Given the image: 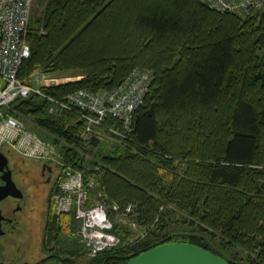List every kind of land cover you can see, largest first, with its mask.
Returning <instances> with one entry per match:
<instances>
[{
  "label": "trees",
  "instance_id": "trees-1",
  "mask_svg": "<svg viewBox=\"0 0 264 264\" xmlns=\"http://www.w3.org/2000/svg\"><path fill=\"white\" fill-rule=\"evenodd\" d=\"M28 42L22 81L30 84L40 68L83 75L43 86L54 96L114 89L133 69L151 74L129 131L106 116L83 137L77 108L49 114L34 94L11 103L18 119L49 132L36 131L57 144L85 180L100 182L112 220L132 203L128 215L144 227L136 244L104 249L83 264H124L178 240L231 264H264V5L239 15L201 0H46L38 16L32 9ZM105 136L111 144L85 156L87 145L98 146ZM169 205L189 213L194 230L168 232ZM55 220L53 214L52 232L59 228ZM212 236L233 251L224 255ZM237 249L248 252L245 260Z\"/></svg>",
  "mask_w": 264,
  "mask_h": 264
},
{
  "label": "built area",
  "instance_id": "built-area-1",
  "mask_svg": "<svg viewBox=\"0 0 264 264\" xmlns=\"http://www.w3.org/2000/svg\"><path fill=\"white\" fill-rule=\"evenodd\" d=\"M201 1L214 11L239 15L264 5V0ZM32 3L33 0H0V150L10 148L21 156L61 168L59 187L53 195V213L72 214L71 239H76L94 256L120 241V236L112 231L114 223L102 198L100 182L85 180L84 172L65 161L57 144L42 138L13 115L11 103L18 97L34 94L45 100L49 114L57 115L77 108L79 121L83 125V137L95 132L106 116L120 120L123 129L129 131L134 111L143 103L151 83V74L147 70L133 69L114 89L92 92L79 88L63 96H54L43 89L45 84L41 82L44 78L41 77V69L34 71L30 84L22 81L18 71L30 56L28 32ZM111 131L122 138L126 136L116 129ZM112 210L117 211L119 207L115 204ZM132 211L133 205L130 203L117 217L135 231L137 224L127 218ZM145 235V231L136 232L126 243L127 246L136 244Z\"/></svg>",
  "mask_w": 264,
  "mask_h": 264
},
{
  "label": "flooded vegetation",
  "instance_id": "flooded-vegetation-1",
  "mask_svg": "<svg viewBox=\"0 0 264 264\" xmlns=\"http://www.w3.org/2000/svg\"><path fill=\"white\" fill-rule=\"evenodd\" d=\"M0 151L6 155L0 159V264H80L78 241L67 242L65 214L53 213L61 168Z\"/></svg>",
  "mask_w": 264,
  "mask_h": 264
},
{
  "label": "rangeland",
  "instance_id": "rangeland-1",
  "mask_svg": "<svg viewBox=\"0 0 264 264\" xmlns=\"http://www.w3.org/2000/svg\"><path fill=\"white\" fill-rule=\"evenodd\" d=\"M46 0H33L32 3V9H33V16H38L39 14H41L42 9L45 5ZM262 54V63H263V70H264V51H261ZM41 69V68H40ZM44 76V78L41 80V82H43V84L45 85H49V84H57V83H61V82H65L67 80H78L80 79L83 75L80 74V71H43V74L41 75V77ZM23 123L27 126V127H31V129L39 132L42 135H47L49 136V132L46 131L43 128L38 127L37 125L31 124L30 122H25L24 120H22ZM112 140L110 139V137H103L101 144H98V146H91V145H87V147L85 148V150L83 151L85 156L92 158V154L94 153V151L96 150V148H99V146L101 147V149H105L107 146H109L111 144ZM5 149V148H3ZM98 150V149H97ZM34 159V158H31ZM130 204V203H129ZM132 204V203H131ZM128 205V204H127ZM126 205V206H127ZM136 205V204H135ZM125 206V207H126ZM169 210H170V215L169 218L167 220L166 223V230L168 232H171L173 234L179 235L180 232H188V231H192L194 230V226H191L189 223V220H191V217L189 215V213L187 212H181V211H177L175 207L169 205L168 206ZM65 223H66V231L67 228L70 226V228H72V224L73 221L70 220L69 214H65ZM130 221L135 222L137 224V227L134 230H132L131 228L125 227V223H122L121 218H119V216L117 217V214L115 216V218L112 220V222L116 223L119 225L118 231H113L115 233H117V235L120 236V241L116 243V245L114 247H119L121 245H123V248H127V242H129L130 237H132V235H134L136 232H141L144 231L142 228L143 225L140 222H137L135 220H133L130 215L129 217H127ZM124 224V225H123ZM115 229L114 227L112 228V230ZM71 231V229H70ZM211 242L216 246V248L221 251L224 255H229L230 251H233L232 248H226L223 247L222 244L219 243L218 240H220L219 236H212L211 237ZM81 247H80V264H83L84 262H88V260L90 258H92L93 256L90 255L85 249H84V245H82L80 243ZM72 246L71 242H69V247ZM83 247V249H82ZM239 250V257L242 258L240 260H245L248 252L246 250Z\"/></svg>",
  "mask_w": 264,
  "mask_h": 264
},
{
  "label": "water",
  "instance_id": "water-1",
  "mask_svg": "<svg viewBox=\"0 0 264 264\" xmlns=\"http://www.w3.org/2000/svg\"><path fill=\"white\" fill-rule=\"evenodd\" d=\"M0 159L6 155L0 151ZM124 264H231L225 257L187 241L155 245L129 258Z\"/></svg>",
  "mask_w": 264,
  "mask_h": 264
}]
</instances>
